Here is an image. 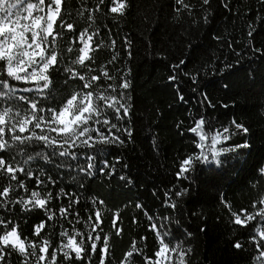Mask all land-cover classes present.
<instances>
[{"label":"trees","instance_id":"16d2710c","mask_svg":"<svg viewBox=\"0 0 264 264\" xmlns=\"http://www.w3.org/2000/svg\"><path fill=\"white\" fill-rule=\"evenodd\" d=\"M127 2L123 16L106 10L103 19L126 44L118 69L125 70L130 81V88L124 90L130 114L125 120L113 122L130 128L131 138L121 132L118 135L125 141L122 145L97 144L93 149H77L80 156L69 161L71 168L56 167L64 158L53 157L51 164L37 158L24 165L33 177L16 173L29 191L52 193L48 207L57 215L39 236L33 235V226L45 218L40 209L21 211V205L14 204L10 211L0 208V217H12L22 238L28 241L39 245L42 239H48L50 258L64 239L60 232L67 229L71 235L75 229L86 237L90 230L86 221L89 216L95 219L94 212L99 210L102 224L97 229L101 236L97 252L89 255L86 251L84 260L66 261L57 251V264H99V249L105 237L109 247L105 264H121L133 242L141 251L137 264H145L142 257L155 261L153 254L159 247V238L152 224L163 225L160 231L168 233L166 242L179 244L186 251L185 264H262L256 259V244L250 237L254 228L264 231V221L257 216L242 227L233 223L232 213L243 219L259 210V201L264 197V0H210L209 5H202V0H185L190 4V14L187 9L177 13L175 9L181 6L175 0ZM92 8L93 0H64L61 19L73 24L75 31H64L63 39L58 40L64 61L59 68L67 65L78 71V65L71 61L81 45L71 41L82 30L78 18L89 13L83 11L81 15V11ZM59 23L58 19V30ZM68 47L73 48L71 53ZM181 59L185 64L174 70L172 65ZM173 74L178 76L175 82L169 80ZM52 75L54 90L42 103L58 105L70 92L79 90L78 80L65 84V72L53 70ZM119 92L117 86L116 94ZM205 97L214 107L205 103ZM201 116L217 128L230 127L231 140L219 145L221 148L244 143L249 147L221 152L218 157L209 153L211 163L196 162L183 178L177 175L180 162L200 151L195 147L198 137L188 129ZM233 119L247 128V133L232 126ZM27 151L35 154L51 149L34 142ZM84 153L95 157L90 176L80 171L88 162ZM216 160L221 162L217 164ZM104 161L109 167H104ZM36 176L44 181L39 187ZM49 176L54 184L48 182ZM61 189L70 196L61 194L57 198ZM15 194L27 195L21 189ZM72 199L79 200L71 205V212L78 216L68 215L65 219L58 213L59 206L68 205ZM237 241L244 247L236 249L233 245ZM84 246L90 247L86 238ZM36 251L39 255V247ZM23 260L13 250L7 264H23ZM28 264H35V257Z\"/></svg>","mask_w":264,"mask_h":264},{"label":"snow or ice","instance_id":"6c2138e0","mask_svg":"<svg viewBox=\"0 0 264 264\" xmlns=\"http://www.w3.org/2000/svg\"><path fill=\"white\" fill-rule=\"evenodd\" d=\"M175 3L181 6L175 9L177 13L182 9H187L190 14V4L185 3V0H175ZM209 3L210 0H202V5H209ZM63 4L64 0H0V153L6 154L0 155V208L10 211L12 205L19 204L21 211L42 210L45 213V218L33 226V235L35 236H39L47 222L53 220V217L57 215L48 207L52 193L49 191L42 195L38 190L29 191L24 181L19 179L16 173H22L28 178L33 177V172L26 170L24 165L37 158L49 164L53 162V157L64 158L56 164V167L71 168L73 165L69 161H75L80 156L77 149H93L97 144L122 145L125 141L118 133H126L128 138H131L133 134L130 128H121L118 123L113 122L125 120L130 114V108L124 98V90L130 88L129 80L121 79L118 85L120 92L116 94L117 85L108 84L105 87L99 83L102 78L105 81L115 79L106 70L101 69L102 75L88 74L86 78V74H81L72 66L66 65L63 69L58 67L64 63L63 53L57 47L58 40L63 39L64 31H75L73 24L61 19ZM103 4L104 0H99L94 9H83L80 14L82 15L83 11H88V19L92 20V12H99ZM112 4L109 12L123 16L128 7L127 0H112ZM224 6L227 7V4ZM58 19L60 20L59 30L57 29ZM204 20L207 22L208 16H205ZM95 35H98V30L89 34L88 29L85 28L71 41V43L78 41L81 45L77 49V56L71 61L72 65L85 66L86 61L93 59L89 53L94 50L91 42ZM112 45H115L114 40ZM72 51V47L67 48L68 53ZM185 62L184 59H181L177 64L172 65V68L174 70L181 68ZM53 70L63 71L67 74L65 84L69 80L81 82L79 90L70 92L58 105L42 103L49 99L54 90ZM87 71L91 73L92 69L89 67ZM191 79L193 83L196 82L195 76ZM169 80L175 82L178 80V76L173 74L169 76ZM179 98L184 99L182 95ZM205 103L209 107H214L208 102L207 97H205ZM108 110H111V115ZM231 125L244 133L248 131L234 119L231 121ZM188 131L198 137L199 142L195 144V147L200 151L196 155L187 156L180 162L177 175L183 178H187L186 174L195 167L196 162L211 163L209 153L213 157H218L221 152H232L238 148L249 147L247 143L218 147L221 144H227L233 133L228 125L217 128L211 121H206L203 116L194 119V126L190 127ZM93 133L95 135H92ZM34 142L42 145L43 149H51V151H37L35 154L28 152L27 149L31 148ZM84 155L88 162L80 168V171L90 176L95 168L92 163L95 157L89 153H84ZM17 157H22V159H17ZM220 162L216 160L217 164ZM104 167H109L107 161H104ZM100 171L102 172L103 168ZM261 171L264 172V169ZM40 175L42 176L44 173L41 172ZM5 178L6 183H4ZM47 179L49 183H55L51 176ZM12 181H16V184L14 185ZM35 183L39 187L44 181L40 179V176H36ZM17 189L23 190V193L27 195H14ZM61 194L66 197L70 196L69 193H65L61 189L57 193V198ZM74 203H79V200L72 199L68 205L59 206V215L65 219L68 215L78 216V213L71 212V205ZM93 203L95 204L96 201ZM99 203L103 204V201L101 200ZM259 203L261 205L259 210L246 214L243 219L241 215L232 213L233 223L247 227L248 222L256 220L257 216L261 218V221H264V197L260 199ZM171 206L175 207L174 204ZM256 207L257 205L254 203L253 208ZM94 217L95 219L89 216L86 221L87 227L90 229L86 237L84 233L75 229L71 235L67 229L60 232V236L64 239L61 240L57 248L53 249L50 258L48 239H42L39 245L28 241L26 237L22 238L18 224L14 223L12 217H0V264H7V257L13 250L24 257L23 264H28L31 257H35V264H57V251L66 261H72L73 258L84 260L85 252L87 251L89 255L96 253L97 244L101 241V236L97 232L102 224L101 212L95 211ZM113 226L116 227L115 218ZM162 227L163 225H151L152 230L159 238V247L153 254L157 258L155 261L149 257H142L145 264H164L165 260L167 264H173V258H175V264H185L186 251L179 244L171 245V241L166 242L165 238L168 233L161 232L160 228ZM119 231L120 229L117 228V234ZM94 232L97 233L95 236H93ZM253 233L250 239L256 244L258 252L256 259L261 260L264 264V250H262L264 249V243H262L264 242V231L254 228ZM255 233H258V236ZM77 237L80 239L78 240ZM85 238L90 243L88 249L84 246ZM233 246L236 249L244 247L240 241H237ZM37 247H39V255L36 251ZM29 249L32 251L29 252ZM108 252V240L105 237L99 249V264H105ZM140 255V249L133 242L130 250L124 254L121 264H137L136 257Z\"/></svg>","mask_w":264,"mask_h":264},{"label":"rangeland","instance_id":"374dc122","mask_svg":"<svg viewBox=\"0 0 264 264\" xmlns=\"http://www.w3.org/2000/svg\"><path fill=\"white\" fill-rule=\"evenodd\" d=\"M99 3V0H93V8ZM110 6H113L112 0H104V4L101 5L99 12H92V20L88 19L89 13L82 15L78 18L80 21L83 31L85 28L88 29L89 34L94 30H98V35L93 37L91 42L93 51H90V56L93 58L90 61L85 62V66L78 65V72L81 74L97 75L101 73V69L109 72L110 76H114V80L105 81L103 78L100 80V84L107 87L108 84L119 85L121 79H126L125 70L118 69L122 56L126 53L125 41H120L117 36L119 33L115 32L109 25H107L103 19V13L109 10ZM103 26L106 27L103 29ZM115 41V45H112V41ZM99 45V46H98ZM115 56V59H113ZM92 69L91 73H88V68ZM220 147V146H218ZM166 261V260H165ZM164 261V264H165Z\"/></svg>","mask_w":264,"mask_h":264}]
</instances>
